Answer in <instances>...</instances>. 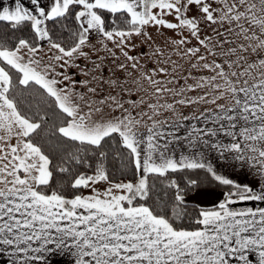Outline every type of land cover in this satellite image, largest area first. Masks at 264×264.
<instances>
[{
  "label": "snow or ice",
  "instance_id": "snow-or-ice-1",
  "mask_svg": "<svg viewBox=\"0 0 264 264\" xmlns=\"http://www.w3.org/2000/svg\"><path fill=\"white\" fill-rule=\"evenodd\" d=\"M0 264H264V0H0Z\"/></svg>",
  "mask_w": 264,
  "mask_h": 264
},
{
  "label": "crops",
  "instance_id": "crops-1",
  "mask_svg": "<svg viewBox=\"0 0 264 264\" xmlns=\"http://www.w3.org/2000/svg\"><path fill=\"white\" fill-rule=\"evenodd\" d=\"M202 202H207V201H202Z\"/></svg>",
  "mask_w": 264,
  "mask_h": 264
}]
</instances>
